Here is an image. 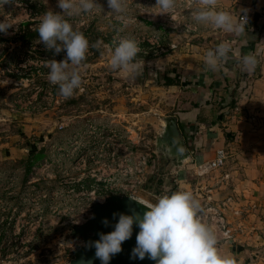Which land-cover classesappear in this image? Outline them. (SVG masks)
I'll return each mask as SVG.
<instances>
[{"label": "rangeland", "instance_id": "374dc122", "mask_svg": "<svg viewBox=\"0 0 264 264\" xmlns=\"http://www.w3.org/2000/svg\"><path fill=\"white\" fill-rule=\"evenodd\" d=\"M127 5V24L107 0H97L93 12L65 16L90 42L81 88L67 99L49 83L46 66L64 60L66 51L40 53L46 49L39 35L32 41L21 37L22 23L36 30L49 8L61 11L57 0H16L0 8V21L14 24L0 32V264H66L81 244L69 229L88 218L104 196L131 195L155 203L179 189L200 200V215L217 229L223 251L239 264L258 255L238 256L244 240L235 238L238 228L232 223L241 214L229 213L233 208L225 201L230 195L219 187L225 165L197 175L190 157L175 167L154 149L161 116L193 100L185 83L167 87L164 75L182 70L181 55H191L193 45L209 44L216 28L194 23L183 0L173 13L179 23L168 13L155 14L156 0H127ZM128 36L140 42L142 76L109 67L114 48ZM97 43L99 48L92 47ZM209 47L215 48L213 41ZM185 77L189 82L190 75ZM38 150L41 157L24 174L19 160ZM222 225L232 240L222 237Z\"/></svg>", "mask_w": 264, "mask_h": 264}, {"label": "clouds", "instance_id": "9594fccd", "mask_svg": "<svg viewBox=\"0 0 264 264\" xmlns=\"http://www.w3.org/2000/svg\"><path fill=\"white\" fill-rule=\"evenodd\" d=\"M182 0H156L159 11L155 14L168 13L179 23L173 13L181 6ZM16 0H0V8L5 4H14ZM184 6L191 13V20L203 26L223 30L243 38L249 24L248 9L242 8L233 15L229 10L219 6L218 0H183ZM108 8L117 14L123 23L130 21L127 16V0H107ZM61 11L49 8L42 16L36 31L39 42L46 50L59 54L66 51V58L61 61L51 60L48 81L57 85L64 98H71L82 85L83 64L86 61L90 42L82 31L75 28L67 17L81 13H90L97 7V0H57ZM13 23L5 18L0 21V32L7 33ZM139 41L133 36L120 39L110 56L109 67L114 71L123 70L131 77L143 74L145 62L137 60L141 52ZM99 48V43L92 45ZM237 60L243 70L255 71L259 57L250 53L237 57L231 42H221L206 53L205 65L215 71L221 63ZM151 62H149L150 64ZM134 201V198H130ZM148 209L141 215L135 209L130 214L119 213V220L113 231L100 233V239L88 244L95 247V257L101 264H109L111 258L122 251V243L131 238L134 223L139 227L136 246L132 258L141 260L147 257L155 264H239L235 255L227 253L220 247L217 229L201 217L202 205L194 193L179 189L157 198L155 203L145 204ZM117 213H113L115 217ZM105 226L109 221H102ZM79 264H92L91 260L81 259Z\"/></svg>", "mask_w": 264, "mask_h": 264}, {"label": "crops", "instance_id": "0c3cea01", "mask_svg": "<svg viewBox=\"0 0 264 264\" xmlns=\"http://www.w3.org/2000/svg\"><path fill=\"white\" fill-rule=\"evenodd\" d=\"M218 4L234 16L242 8L249 10L247 34L239 38L211 29L213 37L209 44L193 45L191 55L182 54L178 62L182 70L165 75L178 79L177 86L185 83L193 100L187 107L179 102L176 111L166 115L176 117L190 151V161L201 163L212 158L216 149L224 150L225 167L219 187L230 195L225 201L233 208L229 213L234 216L239 211L241 214L232 223L238 228L235 238L244 240L238 248V256L242 252H256L255 258L243 263L263 264L260 254L264 252V0H218ZM211 41L214 46L231 42L237 57L257 54L259 64L255 71H244L235 59L221 63L215 71L208 70L205 57L211 49ZM185 75H190L189 82ZM232 191L237 192L235 197L228 194Z\"/></svg>", "mask_w": 264, "mask_h": 264}, {"label": "water", "instance_id": "95a60500", "mask_svg": "<svg viewBox=\"0 0 264 264\" xmlns=\"http://www.w3.org/2000/svg\"><path fill=\"white\" fill-rule=\"evenodd\" d=\"M161 122L160 131L154 138V149L166 162L179 167L190 157V151L177 126L176 117L174 115L161 116ZM130 198H134V201ZM136 201L141 200L131 195L112 193L93 204L88 218L69 229V236L79 238L81 244L71 250L72 257L66 264H79L81 259L91 260L92 264H101V261L95 257V247H89L88 244L99 240L100 233L107 234L113 231L119 220V213L130 214L129 209H135L143 215L148 209ZM113 213L117 215L113 217ZM105 219L109 221L107 226L102 222ZM139 231V227L134 223L131 238L122 243V251L114 255L109 264H155L147 257L143 260L132 258V250L136 246Z\"/></svg>", "mask_w": 264, "mask_h": 264}, {"label": "trees", "instance_id": "16d2710c", "mask_svg": "<svg viewBox=\"0 0 264 264\" xmlns=\"http://www.w3.org/2000/svg\"><path fill=\"white\" fill-rule=\"evenodd\" d=\"M22 36L24 38V41H32L36 38L38 32L36 30H32L30 28V22H24L22 23ZM31 39V40H30ZM43 52L40 53H49L50 51L48 50H42ZM164 85H177L178 84V79H174L172 76L169 75H164V80H163ZM42 153L40 150L38 151H32L28 153L24 158L19 160L20 167H22L24 174H27L33 164L41 157Z\"/></svg>", "mask_w": 264, "mask_h": 264}, {"label": "built area", "instance_id": "2783aa9c", "mask_svg": "<svg viewBox=\"0 0 264 264\" xmlns=\"http://www.w3.org/2000/svg\"><path fill=\"white\" fill-rule=\"evenodd\" d=\"M249 17V16H248ZM225 159V152L222 148L216 149L212 158L208 159L205 162L195 164V173L201 175L202 173L209 170H216L220 168ZM224 230L222 231V237L225 239H231L230 229L222 225ZM263 264H264V253L261 255Z\"/></svg>", "mask_w": 264, "mask_h": 264}, {"label": "bare ground", "instance_id": "6f19581e", "mask_svg": "<svg viewBox=\"0 0 264 264\" xmlns=\"http://www.w3.org/2000/svg\"><path fill=\"white\" fill-rule=\"evenodd\" d=\"M144 202V201H143ZM144 203H146V202H144ZM146 204H148V203H146Z\"/></svg>", "mask_w": 264, "mask_h": 264}]
</instances>
